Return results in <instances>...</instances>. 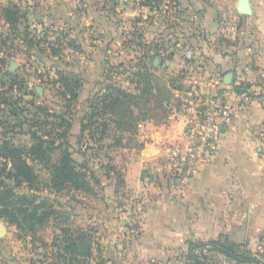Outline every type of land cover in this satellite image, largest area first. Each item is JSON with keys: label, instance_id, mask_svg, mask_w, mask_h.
Wrapping results in <instances>:
<instances>
[{"label": "rangeland", "instance_id": "obj_1", "mask_svg": "<svg viewBox=\"0 0 264 264\" xmlns=\"http://www.w3.org/2000/svg\"><path fill=\"white\" fill-rule=\"evenodd\" d=\"M196 18L178 0H0V193L20 207L17 223L0 218V264H156L136 247L148 197L132 190L126 173L142 146L139 125L167 123L187 97L179 92L193 86L182 84L193 70L177 60L199 52ZM69 75L80 82L75 97ZM109 86L138 96L136 129L109 123L102 131L101 115L90 118L92 101ZM33 133L48 158L27 157L34 179L16 183L6 177L12 167L1 146L29 148L38 142ZM64 149L84 175L80 188L51 183ZM43 211L50 216L36 221L32 213ZM196 256L209 264L213 254ZM166 264L194 262L183 255Z\"/></svg>", "mask_w": 264, "mask_h": 264}, {"label": "crops", "instance_id": "obj_2", "mask_svg": "<svg viewBox=\"0 0 264 264\" xmlns=\"http://www.w3.org/2000/svg\"><path fill=\"white\" fill-rule=\"evenodd\" d=\"M178 2L187 13H196L198 30L197 56L177 60L193 70L182 84L223 95L233 112L214 156L198 163L181 186L168 176L164 151L169 143L186 142L180 110H171L167 123L139 125L142 146L134 170L126 173L132 190L148 197L136 247L146 262L156 264L198 252L213 254L209 264H264V0H248L245 15L238 12L240 0ZM232 15L240 17L239 27L228 22ZM241 84L249 97L239 101L234 87ZM219 240L243 245L254 262L231 257L213 244Z\"/></svg>", "mask_w": 264, "mask_h": 264}, {"label": "trees", "instance_id": "obj_3", "mask_svg": "<svg viewBox=\"0 0 264 264\" xmlns=\"http://www.w3.org/2000/svg\"><path fill=\"white\" fill-rule=\"evenodd\" d=\"M2 13L4 14L6 22L12 20L14 14H12L9 9L3 8ZM69 76L70 84H67L66 88L70 96L75 97L77 94V89L80 86V82L75 79L74 76ZM242 87V84L235 86L234 90L237 93H241ZM244 87L250 88V85L246 84ZM145 90H147V87L144 89V91ZM137 98V95L126 92L119 87L109 86L100 96L92 101L90 105V118L95 115H101L103 121L100 123V129L102 131L106 130L108 126L107 124L109 123H112L115 129L120 131L136 129L138 123L136 118H134L132 115L131 106L133 101ZM87 124L91 125L92 123L88 122ZM31 137L34 140H38V142L29 148H19L9 144L7 141H4L1 146L4 151L5 158L9 159L12 167L11 171L7 173L6 177L13 179L16 183L31 182L34 179L32 167L26 161L27 157L39 161H44L48 158L46 155V150L42 147L43 141L39 140L34 133L31 134ZM83 177L84 175L75 169V161L71 157L69 151L66 149L62 150V153L58 159V164L54 166V170L52 172V185L56 188H60L62 185L70 184L71 186L80 188L83 186ZM5 192H9V189H4V193ZM6 196L0 193V218L8 217L11 223H17L18 219L14 215V211L20 210V207H15L13 205L11 206L10 203L5 202L4 199ZM16 197L18 199H26L24 195H18ZM32 216L36 218V221L41 222L50 216V212L43 211L40 215L32 213ZM213 244L222 248L227 252L228 255L235 259L243 262H250L253 260L243 245L235 244L227 240H219ZM196 264H201V258L199 256H196Z\"/></svg>", "mask_w": 264, "mask_h": 264}, {"label": "built area", "instance_id": "obj_4", "mask_svg": "<svg viewBox=\"0 0 264 264\" xmlns=\"http://www.w3.org/2000/svg\"><path fill=\"white\" fill-rule=\"evenodd\" d=\"M248 91L239 94V101L247 100ZM185 95L179 110L184 119L186 142L169 143L164 147L167 173L177 186L187 183L198 163L214 156L222 127L229 123L233 112V106L225 102L223 95L205 94L194 85Z\"/></svg>", "mask_w": 264, "mask_h": 264}, {"label": "water", "instance_id": "obj_5", "mask_svg": "<svg viewBox=\"0 0 264 264\" xmlns=\"http://www.w3.org/2000/svg\"><path fill=\"white\" fill-rule=\"evenodd\" d=\"M237 9H238V12L240 14H243V15L248 14L249 13L248 0H240V2L238 3V8ZM231 76H232L231 73H227L225 75V77H224V81L226 83H229L230 82V79H231ZM223 129H224V126L222 127V130ZM2 233H4V229L3 228H0V235H2ZM198 246H200V245H197L195 247H198ZM195 247H192V249L195 248ZM192 259H193V262L195 264V262H196L195 257L192 256Z\"/></svg>", "mask_w": 264, "mask_h": 264}]
</instances>
